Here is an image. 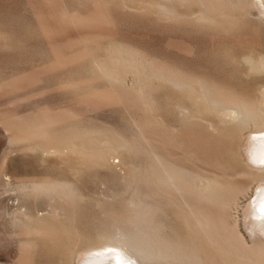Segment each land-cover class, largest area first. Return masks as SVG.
<instances>
[{
	"label": "rangeland",
	"instance_id": "1",
	"mask_svg": "<svg viewBox=\"0 0 264 264\" xmlns=\"http://www.w3.org/2000/svg\"><path fill=\"white\" fill-rule=\"evenodd\" d=\"M168 1H169L168 2L169 4L166 3L167 1H164V0L162 1V3L170 6V4L172 2L174 3L175 0H173V1L171 0V3H170V0H168ZM176 1H175L176 4L174 3V7L176 10L174 9V7H172V9H174V10H169V13L171 11H174L173 14L171 13L173 16L171 14H169L170 16H168L167 12H164L161 9L160 10L157 9V7L159 5L157 4V6H156V3L159 2L161 5V0H0V196H1L0 197V264H58V263L60 264L61 263L60 261L64 260V258H67V259H65V261L68 260L67 255H66V257L62 258V256L59 255V253L57 254V252H56V254H54L53 251H51L54 247L51 248V245H50L51 243H49L50 241L47 240V237L44 238L45 236L43 237V235H40L38 233H36L37 234L36 235L34 232H32V233L28 232L27 233L28 230H26L24 228H18L17 226H13V225H15L13 223V219H14V216H16L15 213L17 211V203L19 200L25 198V197H23V194H20L19 195L20 197L18 196L19 191H17L18 189H17V186H15L16 185L15 183H18L19 181H22L24 179L43 180V179L48 178V177L58 176L59 174H60L59 177L65 176L64 178L71 180L75 184V186L77 187V191H78V197L77 198L78 199L82 198V199L77 201V205H75L76 201L73 203L76 206V208L73 207V209H71L72 207L71 208H70V206L68 207V208H70V210H73L72 214H75V212H76L75 217L74 216L72 217L73 219L75 218L74 221L75 220L76 221L73 222L71 220L70 223H72V222L74 223V224L73 223L71 224V226L74 225V227H73L74 230H76L77 228L80 229L79 233H81V234H79V235L81 237V240L83 241L84 238L85 239L89 238V237L92 238L93 235L97 234L96 232H98L97 231L98 228L99 227L102 228L103 222H106L108 220V219L106 220L107 217L105 218V216H104L106 212H109L111 210L114 212V210H115V213H116V211H118L117 212L118 214H120L121 212L124 213L125 207L123 206L124 203L122 205V202H125V199L128 197V195H129L128 193H130V192L128 191V193H127V190H126V193H125V191H123V188L125 189V187L128 185V184L125 185L126 180H125V184L123 183L124 179H126L125 178L126 176L117 175L116 172H118V173L121 172L119 174H122V171L124 168L123 166H125V168H126V165L128 168L129 167H138L141 164H138L137 162H139V163L143 162V161H141V162L139 161L141 159V158L139 159V157L142 156V154L144 153L145 150L139 156V153L141 150L139 151L138 147L137 148L135 147L136 150H138V153L136 150H134V151H136V153H134V152H132V150L121 149L117 152V154H119L118 156H115L116 153L114 154L115 157H119V158H112V156L110 158L111 161L113 159L112 163H114L116 161L114 164H112L111 162H110L111 164L109 163L110 164L109 166H111L110 169L113 167L112 165H116L113 167L115 172L111 171L107 167H105V170H104V167H103L104 165L102 164L103 168H97V165L94 166V168L96 170L94 168H90V169L88 168V170L87 171L85 170V172H84V170L82 172H80L81 170L77 171V174L78 173L79 174L81 173V174L80 175L78 174L79 176L77 174H75L77 176H76V178H74L75 175H74V177L72 176L74 173H70V171H72V172H74V171L72 169L69 170L70 169L69 164L66 166L69 169L64 167L65 165H62V163L64 164V162H66V161H64L62 159L57 160L58 156L54 155L55 157H53V155L52 156L50 155L49 157L43 156V158H42V154L38 149H35V150L31 149V145L33 143H31V144L26 143V142H30V141H23V142L21 141L22 143L12 141L11 136L13 134L17 133L25 124H28V123L32 122L33 120L43 118L42 125H40V126H42V128H45V129L51 128L50 129L51 131L54 130L53 129L54 127L56 128L55 130H57L58 128H59V130H61L63 128V124L65 123V121L70 120V118H71V122L67 121L66 124H64L65 126L68 125V122L70 124L75 120L77 121V119H79V121L82 119L81 120L82 123H85V124L90 123V124L98 125V126H101L103 124L108 129L110 128L111 130H113V128H115V131L113 130L114 132H117V133L122 132L123 134H125L124 137L127 135V138L129 137L131 139V137L135 138L134 136H136L135 139H137V143H138V141H139V144L142 142L140 144L141 149H142V147L147 148V146H148V148L152 149V147L156 143L157 146L155 149L158 148L157 152H160L162 154L164 152H166V155H167V153H170V154L172 153L171 155L170 154H168V155L172 156L174 154V156L177 157V161H178V159H180V160L184 161V163L186 161L187 164L189 162L193 161V163H191V164H194V162H195L196 168H198L200 170L202 169V167L204 165H202V167H201V165H200L201 163L198 164L199 162L203 161L202 163L206 162V164L211 163L210 160H208L211 158H206L207 157V156H205L206 154L209 155L208 157H212V158L215 157L214 159H216V157H218L219 161H222V159L220 160V157L217 154L218 149L216 150V148L220 144H222L223 140L225 139L224 137H227L228 135L226 136V134H223L224 139L221 137L223 140L220 139L221 143L219 142L220 144L218 145L217 141L215 140V139H217L216 138L217 133H215V136H214L215 139H214V137H212L214 134L213 135L211 134L212 135L211 136L208 132H206V129L207 130L209 129L207 126H206L205 130L203 128H201V126L203 124H201L199 129L197 128V126H195V127L193 126L194 124L198 125L200 121L199 122L197 121L198 122V124H197V122L192 123V121L190 120L192 123V125H191L190 123H188L189 121L188 122H184V121L181 122L180 120H177V118L180 116H179V114H176L178 116L175 118L176 115H173V114H175L177 112L174 113V110H172V109H173V106H175V103L178 101L176 99H179V101L182 99V98L181 99L177 98V97H180L181 95L179 96L176 94L175 91L170 90L171 87H173V86L169 87L170 85L167 86L168 85L167 83L163 84V82H164L163 80H161L162 81V83H161V81L159 79V81H160L159 82L160 84H159L158 80L155 81L156 79L153 78L155 81V82L153 81L155 85L151 84V83H153V82H150L152 79H149L150 81L146 80L147 83L149 82V84L146 85L147 86L146 89H149L148 85H149V87L151 85V90L153 88H154V90H152V91L150 90L151 92L149 91L151 93V94L150 93L148 94L149 96L145 95L147 90H144L145 94L142 91L143 92L142 95L144 94L146 97H148V98L150 97V100L152 98H153L152 100L155 99L154 102H156V105L153 104L155 106V108L152 107L154 109H153V111H150L151 113L153 112L152 114H150V116L155 115L154 116L155 118L153 117V119L157 120V121L160 120V121H158L159 123H156V125L157 124L159 125L158 127L156 126V129H155V127L153 128V126H155L154 125L155 123H153V124L151 122L146 123L147 120H146L145 116L147 115V117H148L147 119H150L148 116L149 114L148 113L145 114L144 111H142L143 109L138 110V108H140L139 106H141V105L138 106L137 111H136V107L134 109L128 110L127 106H130L131 104L130 105L127 103L124 104V102H126V101L128 103H129V101L130 102L132 101L131 99L128 100L129 96H127L128 95L127 90L129 92L132 90H135V89H137L138 91L143 90L142 88H141V90L139 89L140 87L143 86V84L141 83V81L139 82V80L135 77L134 73L131 72V75H132V77H131L130 71L129 70L126 71L127 73L125 74L126 78L124 81L125 82L124 84L126 86H122V87L120 86L119 88L123 89L125 87H130L128 85L134 84L135 80H136V83L139 85L137 86V88H135V86L137 85L136 83H135L136 85H133V86L131 85V87L132 88L134 87L135 89H132L130 87V89L128 88V89H126V91H124L126 93H124L122 89H120V91L122 90L120 92L118 90L119 88L115 87L114 85H116V84H114L113 82H111L112 84H114L112 86V84L109 82L108 79H107V82L103 79L105 81V82L103 81V83H105V84L107 83V85H108V82H109L112 87L111 86L107 87L104 84L105 91L106 90L109 91L111 89L109 91V92H111L112 89L114 90L116 88L119 91V92H116L117 90H114L116 92V96H115L114 92H113L114 95H112V93H110L111 94L110 95V94H108L109 93L108 92V93H106L107 96L104 95L105 93L104 94L102 93L104 96H100L101 94L98 93L99 96L97 97V94L94 95L95 94L94 90H91L93 88L95 89V87L97 86L95 90L98 91L97 89H99V91H100L101 87L103 88V83H102V85H100L99 81L102 82L101 78H105V77H100V78L97 77V74H98L97 71H96L97 72L96 76L92 77V75H91L92 73L89 74V76L87 75L88 73H90V71H88V70H89V64H91V62H90V60L92 59L91 56L93 57L92 62H94L92 64H95V61H94L95 59L104 60V58L101 59L100 57H101V55H104L103 53L106 54V52H105V50H107L106 48L111 47L109 45V43L111 41H112V43H110V44H112V46L115 43L119 42V43H121V44H119V47L122 46V44L123 45L126 44L127 47L128 46L132 47L133 48L132 50H136L139 53H141V56L146 55L144 57L147 59H144V57H140V59L143 58L144 61L146 60V62H147V60L150 59L149 61L151 62V65L156 60L157 62H155V63H157V64H160V62L162 61L161 65L163 63H165V64L167 63L168 65L167 64L166 65L168 67L172 66L175 68H179L180 70H182V72H181L182 74L185 71L186 73L184 72V74L194 75V73H191V72L195 71L197 73V71H198V73H200V71H201L200 74L206 75L207 77H205V76L204 77L207 79L209 77L210 78L213 77V78H216V80H217V76H218V78H220V79L222 78L225 80L232 78L231 80L229 79L230 81L228 80L227 83L224 80V82L226 83V86H228V84H229V86H231L229 82H231L232 80L239 81L236 78L231 77V76H234L233 72L236 71L235 70L236 68L233 69L235 67L234 66L235 63H234L233 59H231V63H234V64L231 66H229V64H228V66L231 68L229 70H228L229 67L227 68L226 67L227 65L225 66V64H223V63H225L226 58H227V60H228V57L230 58V56H229L230 54H232L233 56H234V53L235 54L237 53V55L240 54L239 49L242 50V49H246V48H257L259 50H262L264 48V18L260 17V19H259V16H262V17L264 16V13L261 12L263 10L262 7L260 5H259V7L256 6V9H258V10L253 9V11H254L253 12L252 9L248 11V9H249L248 8L249 6H248L247 7L248 9L246 8V10L248 12L243 11L244 13L243 12L241 13V11H239V8H237L238 9L237 12L233 11V9H236V8L229 9L231 12H234V13H232V15H234V16H237L239 13H241L238 15L239 21H241V22L238 21L234 24L224 23V25H222L223 24L222 22L223 21L227 22V21L222 19V18H224V16H221L223 11L221 13V9H219L220 10L219 11L220 16L218 15L219 13L218 14L216 13L215 17L217 15L216 18H218V16H219L221 18V20H220V18L216 19L213 16V14H211L215 19L211 16L210 20L212 22L209 20L211 23L209 22V24H207L208 21H206L207 23L205 21L201 22V20L197 19L196 15H194V14H198V12H200V11L196 12L199 9V6H200V10L203 9L202 5L200 4V2L198 0H196V4L194 2H191L189 4L187 2L184 3L185 5L187 4L186 6L185 5L183 6L181 4L183 2L178 1L180 3L179 4ZM216 1L214 0L215 4L220 3V5H221V1H219V0L217 2ZM230 1H232V0H230ZM210 2H212V1L211 0L208 1L209 4H210ZM192 3H193V5H192ZM225 3H222L223 5H221V6L218 5V6L222 7V6H224ZM188 5H191V6H188ZM227 5H228V2H227ZM231 5H233L232 7H234L236 5V3L235 4L232 3ZM231 5L229 4L228 7ZM213 6L216 7V9H214ZM213 6H212L213 12L211 11L212 13H214V10H217V8H218L215 5H213ZM225 6H224V9L226 8ZM159 8H160V6H159ZM260 8L262 9L261 11H260ZM157 10L159 12H157ZM194 10H196V11H194ZM222 10H223V8H222ZM241 10H243V9L241 8ZM160 11H162V12H160ZM230 11L225 9L224 15L226 12H230ZM245 12H247V13H245ZM165 13H167L166 14L167 16L164 15ZM175 13H178L179 15L175 14ZM180 13H181V16H180ZM174 14H175V16H174ZM229 14H231V13H228V16L225 15L226 19L229 18ZM189 15L192 17L194 15L195 20L193 19L194 17L192 18ZM232 15H231V17H232ZM163 16H164V18H163ZM231 17L228 20H230ZM233 18H235V17H233ZM212 19L218 20V22L215 21V22H217V23H215L214 20H212ZM236 19H238V18H236ZM233 20H235V19H233ZM219 21L222 24H220ZM231 23H232V21H231ZM229 24L231 27L229 26ZM240 26H241V28H240ZM221 29H225V30H222V33H221ZM226 29H230V30L228 31ZM233 29H235V30H233ZM227 33H229V34H227ZM113 41H114V44H113ZM108 45L110 47H107ZM92 46H94L93 47L94 49L93 48L92 49L86 48V47H92ZM126 46H123V47H125L127 49ZM98 47H100V48L104 47V49H100V48L98 49ZM119 47L114 46V48H119ZM123 47L121 49H123ZM129 47H128V50H129ZM235 47H237V48H235ZM114 48L112 47V51ZM226 48H227L228 53H229V50L232 52V49H234L233 51H237V50L238 51L234 52V53H230V54H228L226 52L227 54H225L224 50ZM126 49H124V53H125ZM91 50L92 51L95 50L96 52L94 54H92ZM99 50H101V52ZM108 50L110 51L111 48ZM128 50H126V51L129 54ZM263 51H264V49H263ZM111 52H109L110 55L113 54ZM109 53L106 55H109ZM135 53H134V55H135ZM130 54H131V52H130ZM223 54L228 55V57L225 56V59L222 58L221 55H223ZM94 55H96L95 57H97V56L98 57L95 58ZM136 55H138V54H136ZM237 55H235V56H237ZM102 57L106 58L107 56H102ZM106 59H108V58H106ZM222 60H223V63H222ZM235 62L237 63L238 61L235 60ZM227 63H230V59L228 60V62H226V64ZM157 64H155L156 65L155 67L158 68L159 65H157ZM240 64L238 63V66H236L237 69L238 68L240 69V67L244 68V65L239 66ZM152 66L154 67V63ZM85 67H87V69ZM91 67L92 66H90V68ZM164 67H166V66L163 64L162 69ZM168 67H167V69H168ZM84 69H85L86 73L88 71L87 74L85 73L86 76L83 75L85 72V71H83ZM95 69H96V67H95ZM172 69H173L172 70L173 72L177 71L176 69L174 70V68H172ZM232 69L234 71L230 73V70H232ZM239 69H238L239 73L241 74L240 70L243 73L244 69H240V70ZM180 70H179V72H180ZM91 71H93V73L95 72V70H92V69H91ZM238 71H237V73L235 72L236 75L239 74ZM75 72L76 73L78 72L77 75H75L76 74ZM181 73H179V74H181ZM197 74H195V75H197ZM200 74H198V75L201 76ZM216 74H217V76H216ZM225 74H226V76H225ZM240 74H239V76L243 75V74H241V75ZM100 75H102V74H100ZM128 75H129L130 81H129V79H127ZM223 75L227 79L223 78ZM239 76H237V77H239ZM257 77H259V76H257ZM257 77L250 78V79L249 78L247 79L246 77L245 78L240 77L241 78L240 81H241L242 85L239 84L240 81L238 82V84L237 83L235 84L234 81H232L231 83H232V85H234V84L235 85H241L242 87L239 86L240 89L236 88L235 85H234L235 87L234 86H231V87H234V88L242 91V90H245L244 88H246V86H247L248 87V90L246 89L247 92L251 91V94H252L255 91L254 85L258 84L259 81L262 82L264 79V75H261V77L258 78L259 80H257ZM98 78H99V81H98ZM220 79H219V81H220ZM222 79H221V81H223ZM242 79H243V81H242ZM252 79H253L254 83L256 82L254 79H256L258 82H256V84H254ZM62 80H64V81H62ZM67 80H68V82L74 81L75 87L73 85L74 83L72 84V82L71 83L69 82L71 85L69 83H66ZM75 80L77 82H75ZM250 80H251V82H250ZM63 82H65L66 84ZM129 82H130V84H129ZM132 82H134V83H132ZM247 82H249L250 84L251 83H253V84L250 85ZM225 83L223 85H225ZM243 83L245 85L244 88H243ZM124 84H122V85H124ZM246 84H248V85H246ZM87 85H89L91 87L88 86V88H89L88 89ZM157 85L158 86L161 85L160 88H158ZM249 85L251 86V89L253 86L254 91H253V89L252 90L249 89L250 88ZM116 86H119V84ZM71 87H72V89H71ZM78 87H79V89H78ZM113 87H115V88H113ZM143 87H145V83H144ZM73 88L74 89L76 88L78 92H76V90H74ZM85 89H86V92H87V89L89 91H88V94L86 93V95L84 96V94L82 95V93L85 92ZM90 90L94 94L89 93ZM246 90H245V92H246ZM170 91H172L175 94L171 93ZM117 93H121L120 97L122 99L119 97V95H117ZM169 93L173 94V96L177 95L176 99H175V96L173 97L171 95L173 100L172 101L167 100V96L170 97ZM112 96H114V97H112ZM115 97H117V98L119 97V98L117 99ZM123 97H125L126 101ZM109 98H111V99H109ZM119 99H120V101H119ZM174 99L176 102H173ZM145 100H148V99L145 98ZM152 100H151V103L153 102ZM171 102H172V104H174L173 106L171 105ZM151 103H149L150 107H151ZM168 105H169V107H168ZM132 107H133V104H132ZM143 107H144V104H143ZM170 108H171V110H169ZM157 109H158V111H157ZM148 110H150V109H146L145 111L148 112ZM138 111H140V112H138ZM154 111H157V112L154 113ZM140 114L145 115V116H142L143 118H140L141 117ZM144 117H145V119H144ZM73 118H75V120ZM134 118H135V120L138 119V121L137 120L135 121ZM151 118H152V116H151ZM182 118H181V120H182ZM88 119L90 120V122ZM141 119H143L144 121ZM183 119H185V118H183ZM132 120H134L135 122H133ZM140 120H141V122H143L142 126L144 127V129H146L144 131L145 132L147 131L148 133L145 134L143 130H140V128L142 126H140V128L138 127L140 125V122H139ZM79 121H77V123L74 122V125L75 124L77 125ZM93 121H95V122H93ZM149 121H147V122H149ZM157 121H155V122H157ZM162 121L165 124L164 126L162 125V123H163ZM80 122L78 125L81 124ZM96 122H98V123H96ZM99 122H102V124ZM136 122H139L138 125L136 124ZM144 122L146 123L147 127H146V125H143V124H145ZM50 123H51V125H50ZM106 123L109 124V126H106L105 125ZM181 123H183V125ZM184 123H186V124H184ZM200 123H202V122H200ZM133 125H135V126H133ZM151 125H152V128H149L148 126L151 127ZM160 125L163 126L162 127L163 129L161 128ZM166 125H168V126H166ZM57 126H59V127L57 128ZM111 126H112V128H111ZM191 126H193V127H191ZM164 127L165 128L168 127L170 129L167 128L165 130ZM179 127H180V129H179ZM187 127H190V128H187ZM202 127H204V126H202ZM177 128L179 129V131ZM181 128H183V129H181ZM171 129H172V131H171ZM196 129L198 131H196ZM59 130H57L58 132L56 131V133L60 134ZM116 130H118V131H116ZM138 130H140V131L138 132ZM151 130H153V131H151ZM164 130H165V133H164ZM176 130L179 133L175 132ZM189 130H191L192 133ZM193 130L196 131V134ZM201 130H203V132ZM130 131H132V132H130ZM133 131L136 134H134ZM166 131H170L171 133H169V132L166 133ZM141 133H143V135ZM162 133H163V136L165 135L164 137L162 136ZM123 134L121 136L118 133V135L120 137H123ZM139 134H141V135H139ZM190 134H192L193 136L192 135L189 136ZM230 134H232V133H230ZM195 135H196V137H195ZM203 135H206V136L203 137ZM208 135H210V136H208ZM221 135H219V136H221ZM140 136H142V137H140ZM168 136H170V137H168ZM172 136H173V138H172ZM246 136H247V133H246ZM246 136L245 135L243 136L244 140H243V137L241 136L242 143L239 142V147H240L239 153L242 154L241 156L244 157L242 159L248 161V163L251 166L260 167V165L263 164L262 162H255L254 160H252L254 158V156L256 157V155L252 154L254 152L252 150V146L255 143V138H254L255 136L252 135L248 142H247V140H245ZM206 137L207 138L209 137L210 139L209 138L207 139ZM229 137H231V135H229ZM233 137H231V138H233ZM239 137L240 136H238V138ZM160 138H163V139H160ZM204 138H206V140ZM124 139H126V137ZM143 139H144V141H143ZM153 139H155L156 141L159 140L158 143ZM235 139H237V137H235ZM235 139H232V140H234V143L236 141ZM126 140L129 141V139H126ZM152 140L154 143L151 142ZM197 140H199V142ZM147 141H148V143H147ZM202 141H203V143H202ZM207 141H210V142L207 143ZM218 141H219V138H218ZM226 141L229 143V141H231V140L229 138V140H226ZM131 142L133 143L132 140H131ZM159 142H161V144ZM214 142H215V144H213ZM236 142L238 144V140ZM152 143H153V145H152ZM175 143H179V144L174 145ZM193 143L194 144L196 143V146H198V147H196ZM216 143L218 146H216ZM224 143H225V140H224ZM159 144L161 146H159ZM237 144H236V147L238 148ZM243 144L244 145L248 144V145L244 146ZM168 145H171V146L169 147ZM202 145L205 147H203ZM209 145L211 146L210 148H208ZM225 145H223V149L224 150L229 149V148H224ZM230 145L231 144L229 143V145H226V146H230ZM232 145H233V143H232ZM200 146H202V147H200ZM192 147L197 149L198 152H200V153L196 152L195 154H198V155H195L194 152L196 150ZM212 147L214 148L213 150H212ZM220 147H218V148H220ZM159 148H160V150H159ZM199 148H202V149L199 150ZM143 149H145V148H143ZM151 149H150V151H148V150L147 151L151 152L152 151ZM234 149H236V148L234 147ZM234 149L232 150V152L236 151ZM203 150H206V151H203ZM238 150H239V148H238ZM123 151H124V153H123ZM125 151H126V153H125ZM127 151H128V153H127ZM147 151H145V152H147ZM185 151H188V152H185ZM230 151L231 150H229V152ZM189 152H191V153H189ZM232 152L229 155H231ZM128 154H130V155H128ZM178 154L181 156H179ZM221 154H223L224 157L226 155L225 152L221 153ZM216 155H218V156H216ZM194 156H195V158H194ZM196 156H199V157L203 156L202 158H204V156H205V158L208 161L204 160V159H202V161H200V160H198V157H196ZM223 156L221 155V157L224 160L223 162L225 165V162H226L225 159L227 161H229L230 159L229 160L227 159L228 154L226 155L227 156L226 158H224ZM192 158H194V159H192ZM228 158H230V157H228ZM233 158H231V159H233ZM110 159H109V161H110ZM187 160L189 162H187ZM195 160L198 163H196ZM237 160L238 159H236V161ZM61 161H63V162H61ZM120 161L124 165L119 164ZM211 161H212V159H211ZM214 161L213 162L215 165L212 162V165L209 164L208 168H206L207 165H205L204 166L205 168L204 167L203 168L205 170L206 169L209 170V168L213 165H214L213 166L214 168H217L219 163L217 164L216 160H214ZM217 161H218V159H217ZM236 161H235V163L237 164V162L239 160L237 162ZM240 161H241V159H240ZM60 162H61V164H60ZM130 162H132V163L130 164ZM207 162H209V163H207ZM239 162H238V164H239ZM227 163L230 165V161L226 162V164ZM242 163H244V165H245L244 161ZM53 164H55V166ZM185 164H183V165H185ZM195 164L192 165V167L195 168ZM236 164H235V166H236ZM107 165H105V166H107ZM45 166H46V168H45ZM233 166L230 168H234ZM241 166H243V164L241 165V162H240L239 168H241ZM219 167L222 168V165L220 164ZM219 167H218V169H220ZM225 167H226V165H225ZM225 167H223V168H225ZM64 168H66L67 170ZM226 168H228V167H226ZM222 169H221V171H222ZM208 170H206V171H208ZM216 170H212V171H216ZM234 170H235V168H234ZM42 171H43V173H42ZM226 171L228 172V174H230V173L233 174V172H231V171H233V169L231 171L230 170H226ZM229 171H230V173H229ZM35 172H36V174L34 175ZM216 172H219V171L217 170ZM222 172H224V171H222ZM227 172H225V173H227ZM123 173H124V175H126V171L125 172L123 171ZM235 173H234V175H235ZM9 175H12V176H9ZM120 176H123L122 177L123 181L121 180L122 178ZM235 176L236 177L231 176V179L233 177L234 182H241L242 183V181H243L245 183H248L250 180L247 177H244L243 175H239L240 177L239 176L237 177V174H236ZM6 178L10 182V184L8 183V185H7L8 180ZM94 179L98 182V184H96V181ZM100 179L102 181H106L105 183L107 185L109 184L111 186L110 189L112 191L109 190L108 187L105 188V186H103V187H102V185L100 186L99 182H102V181H100ZM106 179H108V180H106ZM234 179H238V180H234ZM252 182L253 181L251 180L248 183V185L251 186L248 188L250 190H247V192H245V194L243 193V195L242 194L240 195V197H239L240 199H238V203H240V205L238 206V204H237V206L232 208L233 210L230 211V213H232V214H230V216L232 215V219H231V217H230V219L239 223L238 224V226L240 227L239 229H240L241 233L243 234V237L245 238V240L249 244H251L259 236H260L259 239L264 240L263 235H260L259 232L256 233L257 231L253 232L254 230L252 231L250 228H248V225H247L246 218H247V215L250 211L249 208H250L251 202H253L256 199V195H254V194H256L257 185H256V182L253 184H252ZM105 183L103 185H106ZM12 184H13V186H12ZM104 188L106 190L105 192L102 191ZM113 189H116L118 191V194L121 195V197H120V195L119 196L117 195L115 199H112V197H111L112 200L110 199V201H108V203L105 202L106 199L109 200L108 197H106L107 194L112 195V193L114 192ZM117 191H116V194H117ZM103 193H106V196H104L105 194H103ZM79 194H80V196H79ZM100 194H102V196H104V198L105 197L106 198L105 199L102 198V196ZM21 195H22V197H21ZM94 196H95V198H94ZM112 196L115 197L114 195H112ZM77 198H76V200H78ZM16 200H18V201H16ZM26 200H28L26 202L27 203L26 205L28 207H30L31 210H35L34 208L36 205L40 209V214L43 213V211H42L43 207L42 206L44 203V201H43L44 199L43 200L37 199L35 201L33 199V197H29V198H26ZM98 200H101V202L103 203V205L101 203L103 208L101 207V205H98ZM116 200H118V202ZM41 201L43 203H41ZM112 202H113V204H112ZM165 202H166V204H164ZM28 203H32V204L29 205ZM99 204H100V202H99ZM104 204L106 206H104ZM160 204H162L163 206L161 205L158 212H156L154 214L155 215L154 216V222H155V224L157 223V225H159V226H157L158 228L162 225L161 226L162 228H160L161 234L163 236L165 235L164 237H166L168 239L169 238L170 239H181V238L184 239L186 236H191L190 234H191L192 230L190 229V227H188L185 223L183 225V221L181 219L180 220L177 219L178 216H175V213H174L173 209L171 208V206H170L171 209L168 208L169 206H167L168 205L167 201L162 199ZM39 205H40V207H39ZM110 205H112L113 206L112 208H114V209H112ZM120 205H122V206H120ZM31 206H33V207H31ZM98 206H99V208H97ZM109 206H110L111 210L107 209ZM68 208H67V211H68ZM101 208L104 209V211L101 210ZM115 208H117V209H115ZM105 209H106V212H105ZM121 209H122V211H121ZM102 211L104 212V214ZM119 211H120V213H119ZM45 212L46 211L44 210V213ZM72 214H70V215L72 216ZM95 214L97 216H95ZM102 218H104V219H102ZM255 218H257V216H255ZM234 221H231V222H234ZM77 224H79V225H77ZM105 224H104V226H105ZM98 225H99V227H98ZM75 226L77 228H75ZM106 226H107V224H106ZM184 226H185V228H184ZM21 227H24V226H21ZM96 227H98V228H96ZM23 229H24V231H22ZM79 229H77V231ZM255 230H257V229H255ZM94 231H96V232H94ZM188 231L190 234L188 233ZM85 232L88 235H86ZM186 232H187V234H186ZM76 233H78V232H76ZM84 234L86 237L83 236ZM82 236L84 237L83 239H82ZM93 238H95V236H93ZM45 240H46V242H45ZM49 253H50V255H48ZM60 256H61L60 259H62V260L59 259ZM84 259H86V256L80 260V264H83ZM65 261L63 264H65V263L68 264L70 261H71V264L72 263L78 264V262H76V260H74V259H71L70 261L68 260L69 261L68 263ZM155 264H158V263H155Z\"/></svg>",
	"mask_w": 264,
	"mask_h": 264
},
{
	"label": "bare ground",
	"instance_id": "2",
	"mask_svg": "<svg viewBox=\"0 0 264 264\" xmlns=\"http://www.w3.org/2000/svg\"><path fill=\"white\" fill-rule=\"evenodd\" d=\"M162 1L163 0H161V5L159 3L160 1L158 3H156V6H157V4L160 6V8L158 6L157 9L158 10L161 9L162 11L167 12L168 16H170L169 14H171V13L173 14L174 11H171L169 13V10L175 9L174 3L176 0L174 1V3L172 2L173 4L171 3V0H170V3L172 4V5L170 4L171 7L167 4L162 3ZM164 1H167L166 3L169 2L168 0H164ZM178 1L183 2V3H181L183 6L185 5L184 3H186V2L188 4L191 2H194L196 4V0L195 1L194 0L193 1L192 0H177L176 2L179 3ZM198 1L202 5L203 9L200 10V6H199V9L197 11L196 10H194V11H196V12L200 11V12H198V14H194V15H196V18L201 20V22L202 21H205V22L208 21V23L206 22L207 24H209V22L211 21L210 20V18L212 16L211 14H213V16L215 17V14L219 13V11H220L219 9H221V13L223 11L221 16H224V18H222V19L227 21V22L223 21L222 22L223 24L219 21L220 24H222V25H224V23L234 24V23L238 22L239 21L238 15L241 14L243 11H247L246 8L248 6H249L248 7L249 9L247 8L248 11L251 9L253 11V9H256V6L259 7V5H260L263 9L262 10L260 8V11L262 10L261 12L264 13V0H237V1L236 0H232V1L229 0L230 2L228 0H226V1L225 0H219V1H221V5H223L222 3L226 2L224 4V6L226 5L225 6L226 10L230 11L229 9L236 8V9H233V11L237 12V10H238L237 8H239V11H241V13H239V14L237 13L238 17L232 15V13H234V12H231V11L226 12L225 13L226 16H228V13H231V14H229V18L232 15V17H231L232 20L231 19L228 20L229 18L226 19L225 15H224V11H225L224 6L219 7V6H221L220 3L215 4L214 0H211L212 2H210V4H211L210 5L208 3V1H210V0H198ZM227 2H228V5L229 4L231 5L232 3L233 4L236 3V5L234 7H232L233 5H231V6H229L230 7L229 8L227 5ZM192 5H193V3H192ZM213 5L218 7L217 10H214V13H212L213 8L216 9V7H214ZM188 6H191V5H188ZM212 6H213V8H212ZM172 7H174V9H172ZM222 8H223V10H222ZM241 8L243 10H241ZM158 10H157V12H159ZM256 10H258V9H256ZM162 11H160V12H162ZM247 12H245V13H247ZM167 13H165L164 15H166ZM175 14H178V13H175ZM175 14H174V16H175ZM194 15H193V17H194ZM218 15L220 16V13ZM180 16H181V13H180ZM219 16H218V18H216L217 17V15H216L215 18L219 19L220 18ZM190 17H192V16H190ZM233 17H235V18H233ZM260 17L264 18V16L263 17L259 16V19H260ZM163 18H164V16H163ZM236 18H238V19H236ZM193 19L195 20V17ZM214 19H212V20H214ZM233 19H235V20H233ZM220 20H221V18H220ZM215 21L218 22V20H214V22ZM231 21H232V23H231ZM217 22H215V23H217ZM239 22H241V21H239ZM230 24H229V26H230ZM240 28H241V26H240ZM222 30H225V29H221V33H222ZM226 30L229 31L230 29H226ZM233 30H235V29H233ZM227 34H229V33H227ZM110 43H112V41ZM110 43H109V45L111 47L109 45L107 47H110L111 50L109 51L108 49H110V48H106L108 50V51L105 50L106 54H108L109 52L112 51V47L113 48H114V46L119 47V44H121L119 42L114 44V41H113L114 45L112 46V44H110ZM123 46H126V44H124V45L122 44V46H120L119 48H114L113 51L111 52V53H113L112 55H110V53H109V55H106L105 53H103L104 55H101L100 58L101 59L104 58V60L95 59L94 60L95 64H92V63H94V62H92L93 57L90 55L92 58V59L90 58L91 64L88 63L89 64V70L88 71H90V73H88V71H87V73H88L87 74L85 69H84L83 71H85V72L83 75H85V73H86L89 76V74L92 73L91 75L93 77V76H96V74L98 72L99 75L100 74H102V75L99 76L97 74V77H99V78L105 77L106 78V79L101 78L102 82L99 81V78H98L100 85H102L104 80L107 82V79H108L110 83L113 82L116 85L119 84V86H116V85L111 83L112 86L114 85L115 87L119 88L120 86L121 87L126 86L124 84L125 83L124 81L126 78L125 74L127 73L126 71L129 70L130 75H131V72L134 73L135 77L139 80V82L141 81L143 86L145 83V87H143V86L140 87L139 88L140 90H141V88L143 89L141 91H138L137 89H135L139 85L136 83V80L134 82L137 85L134 82H132L134 84H131L132 86L136 85L135 88L134 87L132 88L131 85L127 84L128 86H130L132 89H135V90H132L130 92L127 90L128 95L127 94L126 95L129 96L128 100L131 99L132 101L131 102L129 101V103H128L126 101L125 97H123L126 101V102H124V104H126V103L129 105L131 104L130 106L126 105L128 107V110L134 109L136 107V111H137L138 106L141 105V106H139L140 108H138V110L143 109L142 111H144L145 114H147V113L149 114L148 116L150 119H147L148 118L147 115L145 116V115H141V114H140L141 115L140 118H143L142 116H145L147 121L150 120L149 122L146 121V123H150V122L152 124L155 123L154 124L155 126H153V128L155 127V129H156V126L157 127L159 126L158 124L156 125V123H159L158 121H160V120H158V121L154 120L153 117L155 115L154 116L151 115L152 118L150 116V114L153 113V112L151 113L150 111H153V109L155 108V106L153 104L156 105V102H154L155 99L152 100L153 98L151 97L152 98L151 100L153 101L151 103L150 97L149 98L146 97V96H149L148 94L152 90H154V88L151 90V85H150V87L148 85L149 89H146V87H147L146 85L149 84V82L147 83V81H150L149 79H152L150 82H153L154 79H156L155 81L158 80V83H159L161 80H163L164 81L163 84L167 83L168 84V85L166 84L167 86H169V85H170L169 87L173 86L176 90L173 87H171L170 90L175 91L176 94L179 96L181 95L180 97H177V98H180V99L182 98L179 101V99H176L177 95H174L175 99L178 101L176 102L174 99L173 102H176L175 106H173L174 104H172V102H171V105L173 106L172 110H174V113L177 112L173 115L179 114V116H180V117H178L179 119L177 118V120H180L181 122L182 121H184V122L189 121L188 123H190L191 125H192V123H196L197 121L202 122V123L199 122V124L197 122L198 125L194 124L193 126L194 127L197 126V128L199 129L201 124H203L202 126H204V127L201 126V128H203L204 130L207 126L210 130L206 129V132H208L210 135L214 134L213 136L211 135L212 137H214L215 133H217L218 137L216 136L217 139H215V137H214V139L217 141L218 145L221 143L220 139H222L224 137L223 134H226V136L228 135L227 137H224L225 139L223 138L225 140V143H224L223 139H222L223 140L222 144H220L219 146L216 143V146H218V147L221 146L220 148L217 147L216 150L218 149L217 154L219 155L220 160L222 159V161H219L218 157H216V159H214L215 157L212 158V157H208L209 155H207V154L205 155V156H207L206 158L212 159V161H211V159H208V160H210L211 163H209V162H207V163L212 165V162L214 160H216L217 164L219 163L218 167L221 164L222 168L225 167V165L228 168H226V167L223 169L221 167H219L220 169H218V167L214 168L213 167L215 165L214 164L215 161H214L213 162L214 165L211 166L209 168V170L206 169V170H208V171H206L204 169L205 168L204 166L207 165L206 168H208L209 164H206V162L202 163L203 162L202 159L207 160L205 158V156H204V158H202L203 156L202 157L196 156V157H198V160H200L202 162L198 163L195 160L196 163H198V164L201 163L200 164L201 167H202V165H204L203 166L204 168L202 167L203 170L196 168L195 162H194V164H195V168H194V167H192V165H194V164H191V163H193V161L189 162L187 160V162H189L191 165L189 163H188L189 164L188 165L185 161V163L187 164L186 165L184 163V161H182L180 159H178V161H177V157L174 156V154L172 155L173 157L170 156L172 153L171 154L167 153V155H166V152H164L163 154L160 152H157L158 148L155 149L157 146L156 143H155L156 145L154 144L155 147L153 146L152 149L148 148V146H147V148L142 147V149H141L140 144L142 142L139 144V141H138V143H137V139H135L136 136H134L135 138L131 137V139H130L129 137L127 138V135H126L125 137H126V139H129V141H128V140L124 139L125 134H123L122 132H118L119 135H121V136L123 134V137H120L117 132H114L115 128H113L114 131L111 130L110 128L108 129L102 124V122H99L102 125L98 126V125H93L90 123L85 124V123H82V121H81L82 119L80 120L81 122L79 121V119H77V121H79L81 124L78 125L79 124V122H78L77 125L76 124L74 125V122L76 120H75V118H73L75 120L72 122L73 124L72 123L69 124V122H68V125L65 126L64 124H66L67 121L71 122V118H70V120L65 121V123L63 124V128L61 130H59V128H58L59 126H57V128H58L57 130H59V132H60V134H58V133H56L57 130H55L56 129L55 127L53 128L54 129L53 131L50 130L51 128L50 129L42 128V126H40V125H42L43 118H39V119L33 120L32 122H30L28 124H25L17 133L13 134L11 136L12 141L13 142L30 141V142H26V143H29V144L33 143L31 145V149L32 150L38 149L42 154V158H43V156L49 157L50 155L51 156L53 155V157L58 156L57 160L62 159L64 161H66V162H64V164L62 163V165H65L64 167H66L69 164L70 169L68 167H66V168H68L69 170L72 169L74 171V172L70 171V173H74L73 175L71 174L73 177L75 174H77V171L81 170L80 172H82L84 170V172H85V170L87 171L88 168L89 169L94 168V166H96V165H97V168H103L104 167V170H105V167H107L110 169L111 166H109V165L113 161V159H112V161L110 159L111 156H112V158H119V157H115V156L119 155V154H117V152L121 149L132 150V152H134V153H136V151H137V153H138V150H136V148L138 147L139 151L141 150L139 153V156L143 153L144 150L150 151V149H151L152 151L151 152L147 151L148 153L144 151L142 156L139 157V159L140 158L142 159V160L140 159L139 161L140 162L143 161V162H141V163L137 162L138 164H141L138 167H129L128 168L126 165V168H125V166H123L124 167L123 171L124 172L126 171V175H124L123 171H122V174H119L121 172H119V173L116 172L117 175L126 176L125 177L126 179H124V181L122 178L123 176H120L122 178L121 180L123 181V183L125 184V180H126L125 185L128 184L127 185L128 187L126 186L127 188L124 186L125 189L123 188V191H125V193H126V190H127V193H128V191L130 192V193H128L129 194L128 197L125 199V202H122V205L124 203L123 206L125 207V210H124V213L121 212L122 213L121 214L119 211L120 214H118L117 213L118 211H116V213H115V210L113 212L110 209V206H111V208L113 207L112 205H110L108 208L106 207L108 210H111L109 212H106V209H105L106 213L104 216H105V218L107 217L106 220L108 219L107 220L108 222L107 221L103 222V226L105 223L107 224V226L105 224L104 227L102 226V228H100L99 227L100 224H99L98 227L100 229L98 227H96V228H98V230H97L98 232L94 231L97 233V234L95 233L96 235H93L90 232L93 236H95V238H93V236L91 235L92 238L89 237V238L85 239L84 238V237H86L85 234L88 235L85 232V234L83 235L84 237L82 236V239L84 238L82 241L81 237L79 235V234H81V233H79L80 229L76 227L79 224H77L75 226V228L79 229L78 231H77V229L74 230V228H73L74 225L71 226V224L76 221V220L74 221L75 218L74 219L72 218L73 216L75 217L76 212H75V214H72L73 210H70V208L71 207H72L71 209H73V207L76 208L75 205H77V201H79L82 198H80V199L77 198L78 197V191H77V187L75 186V184L71 180L64 178L65 176L59 177L60 174L58 176L48 177V178H45L43 180L24 179L22 181H19L18 183H15L16 184L15 186H17V189H18V190L17 189L16 190L19 191L18 196L20 194H23V197H25V198L21 199L19 201L16 200V201H18L17 211H16L17 214L15 213L16 216H14V219H13V223L15 225H13V226H17L18 228H24V229L28 230L27 233L28 232H31V233L34 232L35 234L38 233L40 235H43V237L45 236L44 238L47 237V240H49L50 241L49 243H51L50 244L51 248L54 247L51 250V251H53L54 254H56V252H57V254L59 253V255H61L62 258L66 257V255H67L69 261L71 259H74V260H76V262H78V264H80V260L82 258H84L85 256H86V259H84V261L82 260L83 264H155V263H158V264H264V240L259 239V237H260L259 236L251 244H249L245 240V238L243 237V234L241 233V231L239 229L240 228L238 226L239 223H237L234 220H231L232 215L230 216V214H232V213H230V211L233 210L232 208L236 207L237 204H238V206L240 205V203H238V199H240L239 198L240 195L241 194L243 195V193L245 194V192H247V190H250L248 188L251 186L248 185V183L251 180L253 181L252 184L256 182V185H257L256 189L257 190H256V194H254V195H256V199L253 202H251V205L249 208L250 211H249V213L247 212L248 215H247L246 220H247L248 228H250L252 231L254 230L253 232L257 231L256 233L259 232L260 235L264 236V211L261 210L262 208H264V163L262 165H260V167H253L248 163V161L243 160L242 158H244V157L241 156L242 154L239 153L240 152L239 142L242 143L241 136L242 137L244 135L246 136V133H247V136L245 139V140H247V142L250 140V137L252 135L255 136L254 137L255 143L252 146V150L254 152L252 154L256 155V157L254 156V158L252 160H254L255 162H261L264 159V79L262 82L257 81V80H259L258 78L261 77V75H264V51H263L264 48L262 50H259L257 48H246V49H242V50L239 49L240 54H238V55H237V53L236 54L234 53V52H237L238 50L233 51L234 49H232V52L229 50V53H228L227 48H226L225 49L226 51L224 50L225 54L234 53V56L232 54H230L229 55L230 58H229L228 55H225V54H223L224 56L221 55V57L224 59H225V56L228 57V60L230 59V63H227V64H226V62H228L227 58L225 59V63H223V60H222V63L225 64V66L227 65L226 66L227 68L229 66L233 65L234 63L236 64V65L234 64L235 67L233 68V69L236 68L235 69L236 71H234L233 69L230 70V73L234 71L233 75L235 77L234 76H231V77L236 78L237 80L240 81L241 80L240 77H243V78L246 77L247 79L248 78L250 79V78H254V77L259 76V77H257V80L254 79L256 82H258V84H256V82L254 83V81L252 79L253 83L256 85H254L255 91H254L253 86H252L254 93L251 94V91H249L250 93L247 92V90H248L247 86H246V88H244V86H245L244 83H243V88L245 90L247 89L246 92H245V90H242V91L239 90L240 89L239 86L242 85L241 81L239 82V81L232 80V81H234L235 84L236 83L238 84V82H239V84H241V85H235L234 84L236 86V88H239V89L234 88L235 86L232 85V83H231L232 81L229 83L231 86H234V87L229 86V84H228V86H226V83L230 78L228 77L229 79H227L226 77H224V75H223V78H226L227 80L221 78L223 80V81H221V79L218 78L217 74H216L217 80H216V78H213V77H211V78L209 77L207 79V78H205V77H207L206 75L200 74L201 71H200V73H198L197 70L196 71L198 74H200L201 76L203 75L202 77L199 76L194 70H193L194 72H191V73H194V75L184 74L185 71L182 74L181 73L182 70H180L179 68L172 67V66L168 67L167 63H166L167 65L165 63H163L166 66L163 68L164 69L163 70L162 69L163 64L161 65L162 61L160 62V64H157V63H155V62H157L155 59H154L155 62H153L154 63V67H153L152 66L153 63L151 65V62L149 61L150 57L148 58L149 60H147V62H146V60L144 61V59H147L144 57L146 55L141 56V53H139L136 50H132L133 49L132 47L128 46L129 47V50H128L127 46H126L127 49ZM93 47L94 46L86 47V48L92 49ZM104 47L103 48L98 47V49L99 48L104 49ZM122 47H123V49H121ZM235 48H237V47H235ZM124 49L128 50L129 54L127 53L126 50L124 53ZM99 51L101 52V50H99ZM95 52L96 51L93 50L92 54H94ZM130 52H131V54H130ZM134 53H135V55H134ZM136 54H138V55H136ZM235 55H237V56H235ZM95 56L96 55H94V57ZM102 56H107L106 58H108V59H106L105 57H102ZM97 57H95V58H97ZM140 57H144V59L143 58L140 59ZM231 59H233L234 63H231ZM235 60L238 62L236 63ZM238 63L239 64L241 63L239 66L244 65V68L240 67V69H244L243 73L238 68L240 70L241 74H243L242 76H239L240 73L236 67V66H238ZM155 64L159 65V67L158 68L155 67L156 66ZM228 64H229V66H228ZM90 66H92V67L90 68ZM95 67H96V69H95ZM167 67H168V69H167ZM85 68L87 69V67H85ZM172 68H174V70L176 69L178 72L180 70L179 73H181V74H179L177 71L173 72ZM91 69L95 70V72L96 71L97 72L93 73V71H91ZM229 69H231V68L229 67L228 70ZM237 71L239 73L238 75H236ZM77 73L75 75H77ZM195 74H197V75H195ZM225 76H226V74H225ZM237 76H239V77H237ZM131 77H132V75H131ZM127 79H129V75H128ZM159 79H160V81H159ZM219 79L221 82L219 81ZM224 80L226 81V83L224 82ZM62 81H64V80H62ZM129 81H130V79H129ZM242 81H243V79H242ZM69 82L70 83L72 82V84L74 83V81H69ZM69 82L67 80L66 83H69ZM75 82H77V81L75 80ZM109 82H108L109 86L107 85V83L106 84L103 83V88L101 87L100 91H99V89H97L99 92L95 90L97 87L96 86L95 89L94 88L91 89V90H94L95 94L91 90L89 93H91V94L93 93L94 95L97 94V97L99 96L98 93L101 94L100 96H104V95L107 96L106 93H108L111 89L109 91H107V90L105 91L104 84L107 87H110L111 85ZM154 82L151 84L155 85ZM223 82L225 83V85H223L224 84ZM250 82H251V80H250ZM63 83H65V82H63ZM161 83H162V81H161ZM247 83L250 84L249 82H247ZM253 83H251L250 85H252ZM122 84H124V85H122ZM129 84H130V82H129ZM248 84H246V85H248ZM73 85L75 87V83ZM88 86L89 85H87V88H88ZM160 86H158V88H160ZM89 87H91V86H89ZM115 87H113V88H115ZM130 87H125L123 89L119 88L118 90L120 91V89H122L124 92L128 88L130 89ZM71 89H72V87H71ZM78 89H79V87H78ZM88 89H87V92L85 89V92H83L82 95L84 94V96H85L86 93L88 94V91H89ZM249 89H251V86ZM74 90H76V92H78L76 88ZM114 90H117V89L115 88ZM114 90L112 89V91L109 92L108 94L112 93V95H114L113 94V92H114L115 96H116V92H119V91L117 90L115 92ZM144 90H147L146 94H145ZM142 91L144 92V94L146 96L144 94L142 95V93H143ZM170 92L173 93L172 91H170ZM102 93L103 94L105 93V94L103 95ZM124 93H126V92H124ZM173 94H175V93H173ZM173 94H170L171 98L167 96V100L172 101L173 100V98H172ZM117 95H119V97H120L121 93H117ZM112 97H114V96H112ZM115 98H117V97H115ZM145 98L148 100H145ZM109 99H111V98H109ZM119 101H120V99H119ZM149 103H151V107H150ZM132 104H133V107H132ZM143 104H144V107H143ZM152 107H154V108H152ZM168 107H169V105H168ZM171 108L169 110H171ZM146 109H150V110H148V112H146L145 111ZM157 111H158V109H157ZM157 111H154V113ZM138 112H140V111H138ZM177 116L178 115H176L175 118ZM145 117H144V119H145ZM182 117L185 119H183ZM135 118H134V120H135ZM181 118H182V120H181ZM134 120H132V121L133 122H135L136 120L138 121V119H136L135 121ZM141 120H143V119H141ZM141 120L139 121L140 122V125L138 126L139 128H140V126H142V123H143V122H141ZM190 120L192 121V123ZM77 121L75 123H77ZM95 121H93V122H95ZM155 121H157V122H155ZM89 122H90V120H89ZM139 122H136V124L138 125ZM96 123H98V122H96ZM146 123L143 125H146ZM181 124L183 125V123H181ZM184 124H186V123H184ZM50 125H51V123H50ZM105 125L109 126V124H107V123ZM162 125L163 126L165 125L164 122L162 123ZM133 126H135V125H133ZM163 126H161V128ZM166 126H168V125H166ZM193 126H191V127H193ZM146 127H147V125H146ZM148 127L152 128V125H151V127L150 126H148ZM111 128H112V126H111ZM141 128H140V130H143V131L146 130V129H144L143 126ZM167 128H165V130ZM187 128H190V127H187ZM168 129H170V128H168ZM172 129H171V131H172ZM179 129H180V127H179ZM179 129H178V131H179ZM181 129H183V128H181ZM140 130H138V132ZM165 130H164V133H165ZM116 131H118V130H116ZM151 131H153V130H151ZM178 131L176 130L175 132H178ZM189 131L191 132V130H189ZM196 131H198V130L196 129ZM196 131H194L195 134H196ZM201 131L203 132V130H201ZM130 132H132V131H130ZM167 132L171 133L170 131H166V133ZM133 133H134V131H133ZM144 133L146 134L148 132L144 131ZM230 133H232V134H230ZM134 134H136V133H134ZM141 134L143 135V133H141ZM141 134H139V135H141ZM191 135L192 134H190L189 136H191ZM210 135H208V136H210ZM219 135H221V136H219ZM229 135H231V137H233L234 135L235 136L233 138H231V137H229ZM162 136H163V133H162ZM204 136H206V135H203V137ZM238 136H240L239 137L240 139L238 138ZM140 137H142V136H140ZM168 137H170V136H168ZM195 137H196V135H195ZM235 137H237V139H235ZM172 138H173V136H172ZM206 138H204V139L206 140ZM218 138H219V141H218ZM229 138L231 140V141H229V143L231 145L226 146V145H229V143L226 141V140H229ZM160 139H163V138H160ZM232 139H235L236 141L238 140V144L236 141H235V143L237 144L239 150L236 147L234 140H232ZM131 140L133 141V143L131 142ZM153 140H155V139H153ZM153 140L151 142H153ZM243 140H244V137H243ZM143 141H144V139H143ZM158 141L159 140H157L156 142L158 143ZM197 141L199 142V140H197ZM208 142H210V141H207V143ZM147 143H148V141H147ZM153 143H152V145H153ZM159 143L161 144V142H159ZM202 143H203V141H202ZM232 143H233V145H232ZM160 144H159V146H161ZM176 144H179V143H175L174 145H176ZM213 144H215V142ZM171 145H168V146L170 147ZM194 145L196 146V143ZM223 145H225L224 148H229V149L224 150ZM247 145H244V146H247ZM202 146H200V147H202ZM196 147H198V146H196ZM203 147H205V146H203ZM210 147L211 146L209 145L208 148H210ZM234 147L236 149H234ZM143 148H145V149H143ZM192 148H194V147H192ZM232 148L236 151L232 152V150H233ZM200 149H202V148H199V150ZM213 149L214 148L212 147V150ZM134 150H136V151H134ZM159 150H160V148H159ZM195 150L196 151L194 152V154L196 152L200 153V152H198L197 149H195ZM229 150H231V151L229 152ZM203 151H206V150H203ZM185 152H188V151H185ZM191 152H189V153H191ZM224 152L226 155L228 154V157H230V158H228L226 155L224 157L223 154H221ZM231 152L235 157L232 154H231L232 156L229 155ZM115 153H116V155L114 156ZM123 153H124V151H123ZM125 153H126V151H125ZM127 153H128V151H127ZM168 154H170V155H168ZM220 154L224 158L227 157L228 160L230 159L229 161H230L231 166L228 163L226 164V162H229L226 159H225L226 162L224 165V162H223L224 160ZM128 155H130V154H128ZM195 155H198V154H195ZM218 155H216V156H218ZM179 156H181V155H179ZM194 158H195V156H194ZM194 158H192V159H194ZM231 158H233V159H231ZM109 159H110V161H109ZM217 159H218V161H217ZM236 159H238L239 161L241 159V161H240L241 165L243 164V166H241V168H239L240 162L237 160L239 162V164H238ZM235 161L237 162V164L235 163ZM243 161L245 162V165H244V163H242ZM61 162H63V161H61ZM61 162H60V164H61ZM114 163H112V164H114ZM131 163L132 162H130V164ZM102 164L104 165L103 167H102ZM119 164L124 165L121 161ZM183 164H185V165H183ZM235 164H236V166H235ZM53 165L55 166V164H53ZM105 165H107V166H105ZM112 166L114 167L116 165H112ZM232 166L235 168V170H234V168H230ZM113 167L110 170L115 172ZM45 168H46V166H45ZM66 168H64V169H66ZM211 169L212 170L217 169L219 172H216L217 170L212 171ZM221 169L224 172H222ZM232 169H233V171H231ZM226 170H230L231 172H233V174L230 173V171H229L230 174H228V172ZM225 172H227V173H225ZM42 173H43V171H42ZM234 173H235V175L237 174V177L239 175H243L244 177H247L248 179H250L249 182L248 183H245L243 181H242V183L241 182H234L233 177L231 179V176L236 177L234 175ZM35 174H36V172L34 173V175ZM77 175H75L74 178H76ZM9 176H12V175H9ZM106 180H108V179H106ZM234 180H238V179H234ZM100 181H102V180L100 179ZM105 182L106 181L99 182L100 186L101 185H102V187L105 186V188L108 187L109 190H111L110 189L111 186L109 184L107 185ZM8 183L10 184L9 180L7 182V185H8ZM104 183L107 186L103 185ZM96 184H98L97 181H96ZM12 186H13V184H12ZM105 188L102 190L103 192L106 191ZM115 190L116 189H113L114 194L111 192L112 195H114L115 197H113L111 194L110 195L107 194V196H106V193H103V194H105L104 196L108 197V199H109V200L106 199L105 202L108 203V201H110L111 197H112V199H115L117 195L118 196L120 195V194H118L117 190H116L117 191V194H116ZM100 195L102 196V194H100ZM79 196H80V194H79ZM104 196H102V198H104ZM21 197H22V195H21ZM29 197H33V199L35 201L37 199H42V200L44 199L43 200L44 203L41 201V203H43V206H42L43 207L42 208L43 213L40 214V209L36 205L34 208L35 210H31L30 207H28L26 205L27 204L26 202L28 201V200H26V198H29ZM120 197H121V195H120ZM76 198L78 200H76ZM94 198H95V196H94ZM162 199L167 201V203H168L167 206H169L168 208H170V206H171V208L173 209V211L175 213V216H178L177 219H179V220L181 219L183 221V225L185 223L188 227H190L192 232L190 234L188 231V233L191 236L185 235L186 237L184 239L183 238H181V239H170L169 238L168 239V238L164 237L165 235L163 236L161 234L160 228H162L161 227L162 225L159 228L157 227L159 225H157V223L155 224V222H154V216H155L154 214L156 212H158V210L160 209V207L162 205V204H160ZM116 201L118 202V200H116ZM74 202L76 203L75 205L73 204ZM99 202H100V204H99ZM101 203H102L101 200H98V205H101ZM28 204L30 205L32 203H28ZM112 204H113V202H112ZM164 204H166V202ZM102 205H103V203H102ZM102 205H101V207H102ZM122 205H120V206H122ZM69 206H70V208H68ZM104 206H106V205L104 204ZM31 207H33V206H31ZM39 207H40V205H39ZM67 208H68V211H67ZM97 208H99V206ZM102 208H101V210L104 211V209H102ZM112 209H114V208H112ZM115 209H117V208H115ZM122 209H121V211H122ZM44 210L46 211L45 213H44ZM70 214H72V216ZM103 214H104V212H103ZM95 216H97V215L95 214ZM255 216H257V218H255ZM230 217H231V219H230ZM102 219H104V218H102ZM71 220L73 221L72 223H70ZM230 220L234 221V222H231ZM21 226H24V227H21ZM184 228H185V226H184ZM24 229L22 231H24ZM255 229H257V230H255ZM75 231L78 233H76ZM186 234H187V232H186ZM45 242H46V240H45ZM48 255H50V253ZM61 256L59 257V259L61 258ZM65 259H67V258H64V260L60 259V260H62V261H60L61 262L60 264H63ZM68 260L65 262L68 263L69 262ZM68 264H71V261Z\"/></svg>",
	"mask_w": 264,
	"mask_h": 264
},
{
	"label": "clouds",
	"instance_id": "3",
	"mask_svg": "<svg viewBox=\"0 0 264 264\" xmlns=\"http://www.w3.org/2000/svg\"><path fill=\"white\" fill-rule=\"evenodd\" d=\"M261 162L264 163V160H262ZM261 210L264 211V208H262Z\"/></svg>",
	"mask_w": 264,
	"mask_h": 264
}]
</instances>
